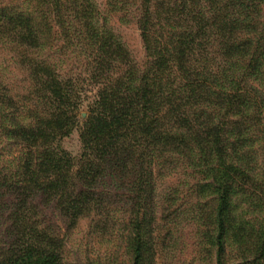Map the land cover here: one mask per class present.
I'll list each match as a JSON object with an SVG mask.
<instances>
[{
    "label": "trees",
    "instance_id": "trees-1",
    "mask_svg": "<svg viewBox=\"0 0 264 264\" xmlns=\"http://www.w3.org/2000/svg\"><path fill=\"white\" fill-rule=\"evenodd\" d=\"M142 9L151 60L140 71L112 34L93 24L75 31L96 54L90 80L98 90L82 125L77 82L55 70L43 83L32 79L25 95L0 98V131L15 149V165L0 166V207L10 221L0 264H59L61 241L44 226L37 201L54 203L71 227L104 214L106 196L97 191L104 180L115 187L131 175L139 186L174 157L190 166L248 163L253 82H264V0H142ZM75 128L76 158L60 146ZM224 177L221 234L233 224L238 186Z\"/></svg>",
    "mask_w": 264,
    "mask_h": 264
},
{
    "label": "rangeland",
    "instance_id": "rangeland-1",
    "mask_svg": "<svg viewBox=\"0 0 264 264\" xmlns=\"http://www.w3.org/2000/svg\"><path fill=\"white\" fill-rule=\"evenodd\" d=\"M142 13V0H0V98L25 95L32 79L43 83L55 70L77 82L82 125L98 90L90 80L96 54L75 31L93 24L112 34L140 71L151 60L140 30ZM259 80L253 82L259 93L252 99L244 166H190L174 157L169 165L153 166L151 181L139 186L131 175L116 188L104 180L97 190L106 196L104 214L92 212L71 227L54 203L37 201L44 226L61 241L59 264H264V82ZM4 133L0 166H14L9 155L15 149ZM60 146L78 157V128ZM230 167L238 173L225 170ZM228 174L238 186L233 224L221 234L217 188ZM9 224L0 207V255Z\"/></svg>",
    "mask_w": 264,
    "mask_h": 264
}]
</instances>
